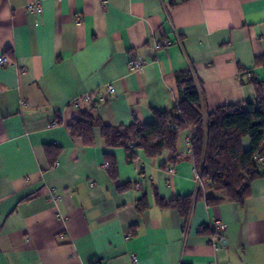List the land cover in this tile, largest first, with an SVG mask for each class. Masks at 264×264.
I'll use <instances>...</instances> for the list:
<instances>
[{
  "label": "crops",
  "instance_id": "0c3cea01",
  "mask_svg": "<svg viewBox=\"0 0 264 264\" xmlns=\"http://www.w3.org/2000/svg\"><path fill=\"white\" fill-rule=\"evenodd\" d=\"M161 41L168 46L156 49ZM261 55L264 0H0V56L10 61L0 65V264H264V177L240 205L197 182L185 143L192 128L175 152L149 158L132 148L131 162L123 147L103 145L99 128L91 145L69 130L80 115L72 99L105 84L113 93L94 116L112 126L150 122L153 109L180 100L175 73L185 69L204 116L253 100L246 75L263 80ZM137 58L145 64L131 71ZM155 194L192 195L187 217L160 208ZM209 195L220 201L208 204ZM214 220L226 223L218 250L215 235L200 231Z\"/></svg>",
  "mask_w": 264,
  "mask_h": 264
},
{
  "label": "trees",
  "instance_id": "16d2710c",
  "mask_svg": "<svg viewBox=\"0 0 264 264\" xmlns=\"http://www.w3.org/2000/svg\"><path fill=\"white\" fill-rule=\"evenodd\" d=\"M254 61L255 66L263 69V80L249 79L255 90L253 100L225 104L204 116L193 73L185 69L175 73L180 100L169 109H153L150 122L140 123L135 119L129 125H107L91 113L93 109L90 107L79 111V118L69 125L70 133L73 137L81 138L85 145H91L93 130L97 127L103 145L123 147L127 160L131 162L135 158L132 148L142 149L149 158L160 156L164 150L175 152L179 135L192 128L190 156L201 182L214 192L223 191L227 200L242 205L250 195L251 183L264 177V169L254 160L255 155H264V55L257 56ZM243 137H248L251 142L247 150L242 147ZM45 153L52 155L51 148L47 146ZM104 157L109 174L115 179L116 160L107 153ZM175 161L176 157L172 156L170 162ZM127 187L124 185L119 190ZM192 199V195H187L166 201L155 194V202L160 208L174 209L182 217H187ZM206 201L214 204L220 199L209 195ZM147 207V200L143 197L136 208L143 211ZM201 232L212 234L207 228Z\"/></svg>",
  "mask_w": 264,
  "mask_h": 264
},
{
  "label": "built area",
  "instance_id": "2783aa9c",
  "mask_svg": "<svg viewBox=\"0 0 264 264\" xmlns=\"http://www.w3.org/2000/svg\"><path fill=\"white\" fill-rule=\"evenodd\" d=\"M27 10L30 12H33L34 14H38L41 12V6L39 4H35V5L30 4L27 6ZM76 20L80 21V18L77 16ZM167 46H168V41H161V42H157L155 44L156 49L166 48ZM9 63H10V61H9L8 57L0 56V65H6ZM144 64H145V61L142 59H139V58L131 59L128 67L131 71H137V70H140ZM252 77L253 76L251 73H248L246 75V78H248V79H250ZM112 93H113V86L111 84H105L102 87H98L95 90H92L88 93H85L81 97H76V98L72 99L71 106L74 107L75 109H77L78 111H83L87 108L94 107V106L96 107V106H99V105L105 103L107 100V97L109 95H111ZM56 123H57V121L53 122L54 125ZM190 141H191L190 136L185 138V143L187 144V147H188L187 152L189 154H191ZM254 160H255V163L257 165H262L264 163V155H255ZM54 165L57 166L58 162L57 161L54 162ZM100 167H106V163L101 164ZM167 171L169 173H173L174 167L169 166ZM195 178H196L197 182L200 184L201 179H200V175H199L198 171L195 175ZM50 194H51L52 198H54V199L58 198V196L54 193L53 190L50 191ZM60 218H63V217L60 216ZM225 226H226L225 222L220 221V220H214V221L209 222L207 225H203L200 227V231L207 228V230L209 232H211L215 235L213 238H209V242L215 250L219 249L218 243L216 241L218 238V234L225 228ZM131 259L133 261H136L135 256H132Z\"/></svg>",
  "mask_w": 264,
  "mask_h": 264
},
{
  "label": "rangeland",
  "instance_id": "374dc122",
  "mask_svg": "<svg viewBox=\"0 0 264 264\" xmlns=\"http://www.w3.org/2000/svg\"><path fill=\"white\" fill-rule=\"evenodd\" d=\"M203 184V183H202Z\"/></svg>",
  "mask_w": 264,
  "mask_h": 264
}]
</instances>
